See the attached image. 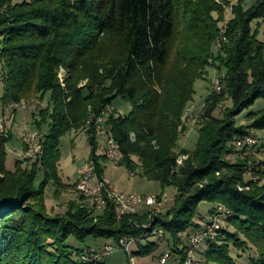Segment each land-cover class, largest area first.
<instances>
[{"label":"trees","instance_id":"obj_1","mask_svg":"<svg viewBox=\"0 0 264 264\" xmlns=\"http://www.w3.org/2000/svg\"><path fill=\"white\" fill-rule=\"evenodd\" d=\"M223 18L213 0H0L2 112L14 113L20 102L42 101L48 94V105L36 110L32 125L42 134L49 129L42 156L17 160L12 171L5 168L11 137L0 134V264H100L83 261L82 252L91 248L75 249L68 239L117 245L124 236L142 235L150 217L170 238L167 255L184 264L189 232L202 228L196 222L202 205L211 206L208 214L223 208L227 216H221L233 230L218 227L201 264H238L231 249L253 250L249 263L264 264V162L238 158L244 145H236L251 137L249 132L264 131V39L258 40V29L251 27L264 22V0H254L248 9L238 0L220 28ZM220 35L224 41L213 53ZM212 67L219 72L221 91L205 99L195 148L176 153L193 85ZM60 69L66 73L62 84ZM81 81L86 83L79 87ZM117 98L130 106L127 115L106 117L107 132L119 147L118 164L133 172L136 158L144 177L175 189L172 206L164 216L145 212L117 218L109 202L98 213L70 201L63 214L51 215L45 188L54 185V197L64 188L57 171L59 140L85 129ZM226 100L231 107L214 117ZM258 100L262 108L245 115L249 124L236 126V117ZM85 132L89 159L101 176L96 131L90 124ZM180 156L187 158L178 165ZM249 170L256 181H245ZM144 244L137 243L133 255L145 257L157 247Z\"/></svg>","mask_w":264,"mask_h":264},{"label":"rangeland","instance_id":"obj_2","mask_svg":"<svg viewBox=\"0 0 264 264\" xmlns=\"http://www.w3.org/2000/svg\"><path fill=\"white\" fill-rule=\"evenodd\" d=\"M16 3L21 2V0H14ZM218 6L222 8L224 11V18L223 21L219 24V27H223L226 22L231 18V7L237 3L238 0H213ZM254 0H243V8L248 9L253 4ZM215 17V16H214ZM252 29H258V40L262 41L264 39V22L255 21L251 25ZM223 42V38L221 35L218 39H216L212 45V52L215 53L216 51L220 50V40ZM62 72V80L65 78V71L61 69ZM221 74H222V70ZM207 76L202 80H197L193 85L194 95L192 97V101L187 105L185 114L183 117L185 131L180 136L175 152L178 153L181 149H185L187 151H192L195 148V144L198 138L197 130L198 124L200 121V116L202 114V107L205 102L207 95L210 92L219 93L212 90L213 81L220 77L219 72L212 67L211 69L207 70ZM86 81H81L79 83V87L84 86ZM37 98V97H33ZM32 99V98H31ZM39 99V98H38ZM30 100V99H28ZM39 101H41L39 99ZM41 103L46 107L48 105V94L45 95L44 99ZM231 107L230 101L226 100L221 105L218 106L217 110L214 112L213 116L219 118L221 116V112L225 109ZM262 108V101L258 100L255 102L253 107L248 110L241 112L235 120L236 126H247L249 122L245 119V115L249 112H257ZM111 116L114 114L117 115H127L130 112V106L122 101L121 99L117 98L109 107ZM14 113L10 110L6 112H2L0 106V118L6 119L5 131L3 133L4 137L10 136L11 140L5 146V168L8 171H12L14 167V163L17 160H25L21 154L22 145L17 139L18 134H30L31 132L37 131L34 129L32 125V115H36L37 113L32 114L28 110L22 109H15L13 108ZM88 122L94 128V119H89ZM90 124H86L85 129L81 130H71L67 132L60 140H59V155L60 161L57 167L58 171V178L64 188L62 192L58 196H53L55 187L51 183H49L44 191V200L46 208L51 215L63 214L66 210L67 203L70 201H77V196L75 195V181L77 180V172L78 170L89 160L90 157V146L88 142V136L86 134L87 126ZM89 128V127H88ZM95 129V128H94ZM101 130V129H100ZM99 133H96V143H97V151L96 156L101 157L99 163L103 167V175L105 179H107L114 192L117 194L122 195H139L145 197H159L158 205L156 207H152L149 209L140 208V213L149 212L152 215H159L164 216V214L169 210L172 206L174 195L176 193L174 188H162L157 181L149 180L141 174V170L139 168V162L136 158H133L134 162V171L130 172L126 169L123 165L120 164H113L111 162L105 161L101 156L103 151V138L100 136ZM252 139L255 141V145L252 149L251 154L247 157L245 156H238V158L244 160L248 158L250 163L252 162L253 165H258L259 163L264 162V131H251ZM43 134L49 135V129H44ZM131 141H134V136H130ZM263 147V148H262ZM19 150L18 155L15 154L13 151ZM12 152V153H11ZM22 153V152H21ZM19 156V157H18ZM186 156H180L177 159V164L181 165L182 161L185 160ZM230 161H234L233 157H228ZM121 160V159H120ZM32 161V160H31ZM87 161V162H86ZM264 173V169L262 171ZM42 178V175H39V180ZM245 181H256L257 178L252 175V172L249 170L244 176ZM38 183V182H37ZM243 190V188L239 189ZM60 191V190H59ZM75 193V194H74ZM211 208L209 205H202V209L200 215H202L201 219H198L196 222L199 223L202 228L198 231L194 232L192 230L189 232V236L191 237L195 233L201 231L202 229L206 228L208 225L213 223L214 221L217 222L219 229H229L232 231L231 227H228L227 220L225 217L221 215L208 214L207 211ZM95 214V213H94ZM152 219L154 217H151ZM217 221H216V219ZM155 220V219H154ZM155 222V221H154ZM157 226V225H156ZM217 229V231L219 230ZM217 231H214V236L216 235ZM152 238V239H151ZM148 242H153L157 246L150 255L145 257H138L133 255L134 253L138 252V246L136 244L132 245L128 251L129 254L120 248H117L116 244L111 240H101V239H87L83 243H79L75 241L73 238H69L67 244L72 246L75 249L83 250L85 248H91L94 251L99 252L102 250L104 246H111L115 249V251L108 256L104 257L102 263L100 264H158L159 257L162 255H167L170 253L169 248L167 246V240L170 243V238L166 235L161 237H148ZM151 239V240H150ZM214 239V237H213ZM207 241H204L195 254L193 255V263L194 264H201L202 262V254L207 247ZM145 243V242H144ZM143 243V244H144ZM145 245V244H144ZM188 249V248H187ZM253 250L248 251H235L231 249V256L236 263L238 264H250L249 258L252 257L254 254ZM129 256V257H128ZM177 258L175 255L168 256V261L170 258ZM132 260H130V259ZM172 258L168 262V264H177V260H173ZM160 262V261H159ZM166 264V262H165Z\"/></svg>","mask_w":264,"mask_h":264},{"label":"built area","instance_id":"obj_3","mask_svg":"<svg viewBox=\"0 0 264 264\" xmlns=\"http://www.w3.org/2000/svg\"><path fill=\"white\" fill-rule=\"evenodd\" d=\"M213 85H215L216 89V80H214ZM36 106L34 105L32 107H25L22 104V110H28L31 113H36ZM107 111V107H106ZM108 112V111H107ZM109 113V112H108ZM94 128L96 133H99L98 130L104 129L103 124L98 123V119H96V122L94 123ZM41 135L42 133L38 132V136H29V134H18V136L21 137V145L22 149H27V151H34L35 152V159H30L32 161H37L36 159V152H38V143H41ZM103 138V150L107 152L108 154V148H111L110 144V138L108 136H101ZM23 140H33L35 141V148H23ZM253 141L251 137H246L244 140L239 141L236 143V145H244V152L242 156H249V142ZM16 154L18 151H15ZM87 165V173H78V177H81V184H79V190L81 192H87L88 193V187H95V194L92 195V203L88 204V210L87 212H98L101 213L103 210H98V203H111L116 212V217L118 215H122V213H130L132 215L139 214V205L145 204V199L147 198H155L156 197H145V196H139V195H121L117 193H110V182L105 181L104 176H100L98 174L97 168L95 167V161L92 159H89V162L86 163ZM158 201V200H157ZM227 213L223 208H218L217 215H221ZM212 230H214V222L210 224V236H203V235H193V238H200V244L203 243V240L205 238H211ZM162 232H155V234H152V237H161ZM146 241H143L140 239V236H126L120 238V240L117 243V248H120L124 250L127 254V249H129L132 245L137 243H144ZM188 242H191V238L188 239ZM199 246H194V250L198 248ZM115 249L111 246H104L101 251L96 252L92 249H85L82 254L84 259H93L102 261L104 257L108 256L109 254L113 253ZM130 259V258H129ZM168 259V255H163L161 259L159 260V264H163ZM132 260V259H130ZM193 260V257H186L184 264H188V261ZM131 264H133L132 261H130ZM178 264V262H177Z\"/></svg>","mask_w":264,"mask_h":264},{"label":"bare ground","instance_id":"obj_4","mask_svg":"<svg viewBox=\"0 0 264 264\" xmlns=\"http://www.w3.org/2000/svg\"><path fill=\"white\" fill-rule=\"evenodd\" d=\"M62 70L60 69L59 75H58V79L60 84L63 83L62 80V74H61ZM219 79V78H218ZM216 79V89H215V85H213L212 90L215 92H219L221 90V83L219 82V80ZM214 82V81H213ZM22 104L25 107H32L34 105H39L36 106V110L43 109L44 105L36 98L27 100V101H22L19 104L15 105V109H22ZM109 113H108V112ZM107 111H106V107L99 113V115L97 117H95V122L96 119H98V123L99 124H103L104 125V129L100 130V136H108V138H110V144H111V148H108V154L106 151H102L101 156L103 157V159L105 161L111 162L113 164H118L120 162V154H119V147L116 144V142L112 139L111 135L107 132L106 129V117L111 114L109 107H107ZM93 119V118H91ZM5 125H6V121L3 118H0V134H3L5 131ZM23 134V133H22ZM29 136H38V132L34 131L31 132L29 134ZM17 139L19 140V142L21 143V137L17 135ZM43 143H44V136L41 135V143H38V152H36V159L40 158L43 154ZM253 142H249V144H252ZM23 148H35V141L33 140H23ZM17 150H14L13 152L16 154ZM19 151V150H18ZM22 152V153H21ZM19 154H21V156H23L24 158H30V159H35V152L34 151H27V149H22ZM12 153V152H11ZM18 155V153H17ZM19 157V156H18ZM89 159V158H88ZM89 162V160H87ZM86 161V162H87ZM87 162V163H88ZM86 164V163H85ZM83 165L79 170L78 173H87V165ZM100 165V163H99ZM96 167V165H95ZM102 176V175H101ZM105 181H108L107 179H105ZM79 184H81V177H78L77 175V180L75 181V195L77 196V202L79 204V206L85 210H88V204L92 203V195L91 194H95V187H88V193L87 192H81L79 190ZM110 193H115L112 186H110ZM122 195V194H121ZM128 195V194H127ZM158 205V201L155 200V198H147L145 199V204L144 205H139V209L140 208H154ZM106 207V203H98V210H102ZM132 215L130 213H122V215H118L117 218L123 217V216H129ZM222 216H227V213L221 214ZM148 218V217H147ZM216 219V218H215ZM147 224L143 225V228L146 230L143 234L142 232L140 234V239H142L143 241H148V237H152V234H155V232H162L161 228L154 225V219H152L151 217L149 219H147ZM217 221V219H216ZM142 225H140L141 227ZM218 229V225L217 222L214 221V230H212V235L211 238H205L204 241L206 240H211L213 235H214V231H216ZM194 235H203V236H210V225H208L205 229L195 233ZM126 237V236H124ZM191 238V242L187 243V252H186V257H193V255L195 254V252L197 251L196 248L194 250V246H200V238H193V235L190 237ZM152 239V238H151ZM150 239V240H151ZM127 254H129V251L127 249ZM83 261H87V260H91V259H84L83 257L81 258ZM98 261V260H95ZM165 264V263H163ZM188 264H193V260L188 261Z\"/></svg>","mask_w":264,"mask_h":264},{"label":"crops","instance_id":"obj_5","mask_svg":"<svg viewBox=\"0 0 264 264\" xmlns=\"http://www.w3.org/2000/svg\"><path fill=\"white\" fill-rule=\"evenodd\" d=\"M161 257H162V256L159 257V260H160ZM171 258H172V257H171ZM171 258H170V259H171ZM170 259H169L168 261H166V264H168V262L170 261ZM159 260H158V264H159ZM173 260H174V259L172 258V261H173Z\"/></svg>","mask_w":264,"mask_h":264}]
</instances>
